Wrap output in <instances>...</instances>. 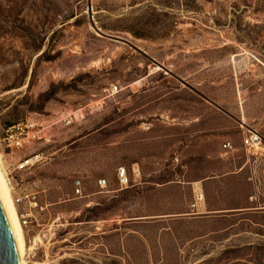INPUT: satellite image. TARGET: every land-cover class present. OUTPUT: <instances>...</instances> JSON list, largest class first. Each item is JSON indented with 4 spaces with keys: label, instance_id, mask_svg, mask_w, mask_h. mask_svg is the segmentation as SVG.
Returning a JSON list of instances; mask_svg holds the SVG:
<instances>
[{
    "label": "rangeland",
    "instance_id": "374dc122",
    "mask_svg": "<svg viewBox=\"0 0 264 264\" xmlns=\"http://www.w3.org/2000/svg\"><path fill=\"white\" fill-rule=\"evenodd\" d=\"M242 120L264 134V0H0L29 264H264V144L245 151ZM202 184L231 211L206 215Z\"/></svg>",
    "mask_w": 264,
    "mask_h": 264
},
{
    "label": "bare ground",
    "instance_id": "6f19581e",
    "mask_svg": "<svg viewBox=\"0 0 264 264\" xmlns=\"http://www.w3.org/2000/svg\"><path fill=\"white\" fill-rule=\"evenodd\" d=\"M242 121L244 122V120ZM5 172L0 156V201L9 222L20 264H29L26 256L32 247L30 248L27 244L21 216L13 196L12 185Z\"/></svg>",
    "mask_w": 264,
    "mask_h": 264
},
{
    "label": "built area",
    "instance_id": "2783aa9c",
    "mask_svg": "<svg viewBox=\"0 0 264 264\" xmlns=\"http://www.w3.org/2000/svg\"><path fill=\"white\" fill-rule=\"evenodd\" d=\"M117 91V86L112 87V91ZM73 115H69L67 116L64 121L66 123V125H70L73 121L72 118ZM74 118H76V116L74 115ZM34 127V125L32 126ZM241 129H242V133H243V144H244V148L245 151L247 153H255L257 152L264 144V134H262L261 132H259L256 129L251 128L250 126H248L245 122L242 121L241 125H240ZM13 146L20 148L23 145V140L19 137H16L14 135H7L6 138ZM224 148H230V145L227 144L224 146ZM35 162H32V160H28L25 163L21 164L19 166V170H23L29 166H32ZM118 178L119 181L122 185H127L129 183V179L127 177V171L125 168H121L118 171ZM106 181H99V185L101 187H105L106 186ZM21 200H17L16 202L19 203ZM26 217H28V215L23 216V219H26Z\"/></svg>",
    "mask_w": 264,
    "mask_h": 264
},
{
    "label": "water",
    "instance_id": "95a60500",
    "mask_svg": "<svg viewBox=\"0 0 264 264\" xmlns=\"http://www.w3.org/2000/svg\"><path fill=\"white\" fill-rule=\"evenodd\" d=\"M91 10L92 7L89 6V11ZM122 41L134 47L129 42L125 40ZM0 264H20L14 238L4 208L1 204V201H0Z\"/></svg>",
    "mask_w": 264,
    "mask_h": 264
},
{
    "label": "crops",
    "instance_id": "0c3cea01",
    "mask_svg": "<svg viewBox=\"0 0 264 264\" xmlns=\"http://www.w3.org/2000/svg\"><path fill=\"white\" fill-rule=\"evenodd\" d=\"M262 149V148H261ZM230 150L231 151H234V147L230 145ZM217 177H212V178H207L205 179V182L209 181V180H213V179H216ZM198 197H200V202L197 203V205L201 206V207H204L206 209V212L205 214L206 215H216V214H223L225 212H230L231 210H225V209H219L218 207L216 206H211V204H209V202H207L206 200V192L204 190V185L202 184V188H198ZM253 198V197H251ZM236 209V208H234ZM242 211V210H245L244 208H241V209H236V210H233V211ZM252 210V209H251ZM257 211V210H255Z\"/></svg>",
    "mask_w": 264,
    "mask_h": 264
},
{
    "label": "trees",
    "instance_id": "16d2710c",
    "mask_svg": "<svg viewBox=\"0 0 264 264\" xmlns=\"http://www.w3.org/2000/svg\"><path fill=\"white\" fill-rule=\"evenodd\" d=\"M13 126L12 124L6 125L5 128L11 127Z\"/></svg>",
    "mask_w": 264,
    "mask_h": 264
}]
</instances>
